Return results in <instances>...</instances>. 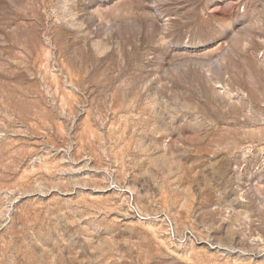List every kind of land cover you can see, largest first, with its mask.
<instances>
[{"label":"rangeland","instance_id":"rangeland-1","mask_svg":"<svg viewBox=\"0 0 264 264\" xmlns=\"http://www.w3.org/2000/svg\"><path fill=\"white\" fill-rule=\"evenodd\" d=\"M0 264H264V0H0Z\"/></svg>","mask_w":264,"mask_h":264},{"label":"built area","instance_id":"built-area-1","mask_svg":"<svg viewBox=\"0 0 264 264\" xmlns=\"http://www.w3.org/2000/svg\"><path fill=\"white\" fill-rule=\"evenodd\" d=\"M130 203V211L133 213V215L139 219H145L143 216H141L132 202ZM162 219H164L165 234L173 243L179 245H185V243L205 244L208 247L211 245V239L199 237L191 227L184 226V228L181 230H177L171 219H169L167 216H164Z\"/></svg>","mask_w":264,"mask_h":264}]
</instances>
